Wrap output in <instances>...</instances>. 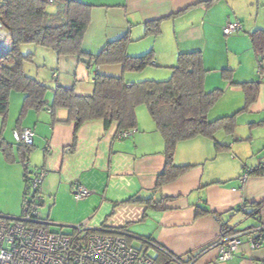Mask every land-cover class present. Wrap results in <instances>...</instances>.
I'll return each instance as SVG.
<instances>
[{
	"label": "crops",
	"instance_id": "crops-1",
	"mask_svg": "<svg viewBox=\"0 0 264 264\" xmlns=\"http://www.w3.org/2000/svg\"><path fill=\"white\" fill-rule=\"evenodd\" d=\"M81 1L91 6L82 42L85 53L97 55L108 43L128 36V56L152 52L153 64L141 73H123L120 66H89L76 56L58 57L49 49L37 47L33 55H43L39 67L44 68L38 78L49 87L60 85L74 89L79 96H89L97 72L123 76L131 85L165 77L159 70L174 67L179 54L201 52L208 71L204 89L223 91L209 113L210 120L231 116L244 107L242 88L232 82L258 83V96L248 111L237 116L234 135L220 131L214 140L196 137L180 142L174 162L191 168L154 194L157 178L166 164L164 140L142 110L137 111V132L130 137H117V123L106 130L102 122H90L79 129L75 149L70 152L75 124H53L49 110H29L20 121L25 96L12 92L7 119L0 115V188L2 198L14 205L6 216L20 214L26 190L25 166L28 171L44 169L47 176L40 208L49 207L46 215L41 209L39 215L48 222L44 226L48 230L52 226L72 228L87 222L96 230L125 228L178 257H192L201 251L194 264L264 262V238L255 250L245 240L238 253L227 261L219 260L218 248H206L223 235L264 225V207L258 212L251 206L264 202V176L257 174L264 169V63L263 73L257 70L258 60H264V55L257 56L251 42L255 32L264 31V16H251L253 0ZM152 21H160L158 35L147 33L146 24ZM234 21L241 22L242 32L225 36L223 28ZM6 45L10 47V43ZM224 70L233 72L232 81L224 80ZM56 117L65 120L67 112L60 110ZM24 128L34 132V144L27 156L13 137L15 130ZM74 184L84 186L90 196L76 200L71 192ZM153 196L167 199L163 211L128 202ZM199 209L208 213L198 217Z\"/></svg>",
	"mask_w": 264,
	"mask_h": 264
},
{
	"label": "trees",
	"instance_id": "trees-1",
	"mask_svg": "<svg viewBox=\"0 0 264 264\" xmlns=\"http://www.w3.org/2000/svg\"><path fill=\"white\" fill-rule=\"evenodd\" d=\"M50 1L2 0L0 3V24L8 33L10 40V47L2 57L0 65V115L7 119L12 92L24 94L19 120L21 121L29 110L37 113L49 110L53 124L74 123V142L69 149L73 152L77 133L84 124L102 122L107 130L113 123H117L118 133L136 129L137 108L145 105L164 140L166 157L165 168L157 178L154 194L191 168V166H178L174 162L176 148L180 142L196 137L214 140L215 135L220 131L234 135L237 116L241 112L248 111L256 101L258 83L232 82L234 86L242 88L245 95L244 107L231 116L210 120L209 113L222 97L223 91L215 89L208 92L204 89L208 71L204 68L201 52L179 54L177 64L170 68L172 76L165 81L146 80L128 85L123 76H108L97 72L94 77V90L89 96H79L74 89L60 85L51 88L26 75L24 65L31 62L34 55L22 54V46L34 45L47 48L58 57L76 56L88 62L89 66H120L123 73L143 72L153 64L154 56L152 52L139 57L128 56L127 47L130 43L128 36L108 43L97 55L85 53L82 50V42L89 26L91 6L81 0ZM159 24L160 21L147 23V33L158 35ZM251 42L254 53L257 56L264 55V31L255 32ZM232 77V71H223L224 80L232 81ZM60 110L67 112L65 120L57 119ZM19 144L23 148L24 156H27L32 146ZM216 146L219 147V144L216 143ZM23 164L25 165L26 161ZM24 169L26 181L28 169L26 166ZM257 174L264 176V169ZM128 202L144 205L154 211H163L167 199H155L154 196L148 199L136 197ZM251 206L259 212L264 207V202ZM207 213L199 209L197 216ZM228 234L230 233H226ZM179 259L182 263L189 264L193 258L179 257ZM156 260L158 264H175L166 254L158 250Z\"/></svg>",
	"mask_w": 264,
	"mask_h": 264
},
{
	"label": "built area",
	"instance_id": "built-area-1",
	"mask_svg": "<svg viewBox=\"0 0 264 264\" xmlns=\"http://www.w3.org/2000/svg\"><path fill=\"white\" fill-rule=\"evenodd\" d=\"M242 30L241 22L234 21L223 28V33L230 36ZM8 37V33L0 26V58L8 51ZM136 132V129L123 131L118 133L117 137L125 139ZM13 137L16 143H24L26 146L34 144V132L31 129L15 130ZM46 176L44 169L27 172L22 216L10 217L0 214V264H158L156 256L149 255V252H155L154 250L163 252L175 264H184L178 256L169 253L154 241L134 236L126 229L102 227L96 230L87 222L72 227L71 234H66L63 228L57 232L46 229L44 226L48 222L42 220L39 215L42 186ZM241 181H244V177ZM71 192L78 201L91 194L80 184H74ZM263 238L264 225H261L243 233L223 235L206 248H218L219 260L227 261L238 253L245 240L248 247L255 250L261 246ZM130 239L139 241L140 246L134 247ZM200 253L201 251L194 252L189 264H194Z\"/></svg>",
	"mask_w": 264,
	"mask_h": 264
},
{
	"label": "rangeland",
	"instance_id": "rangeland-1",
	"mask_svg": "<svg viewBox=\"0 0 264 264\" xmlns=\"http://www.w3.org/2000/svg\"><path fill=\"white\" fill-rule=\"evenodd\" d=\"M253 2H254V4H253V6H252V8L250 10L251 16H253L254 18H256L258 16V14H260L261 16H264V0H262L261 3H259V0H253ZM9 43H10V40H9V38H7L6 44H9ZM38 48L47 50V48H43V47H38ZM35 49H37V46H34V45H27L26 48L24 46H22L21 47V53L24 54V55H27V54H30V53L31 54H35L36 53ZM42 56H43L42 54H39V55L37 54V56L34 55V57L32 58V61L31 62H27L24 65V70H25L26 75H28V76H30L32 78H35L38 81H40V79L38 78V73L44 71V68L40 69V67H39L40 65H42V61H41L42 60V58H41ZM263 63H264V60L262 58H260L258 60V68L259 69L257 68L259 73H261V72L263 73V66H262ZM169 70H159L160 72H158V73H163L165 75V77L156 76V78H148V79H144V80L145 81L146 80H150V81H165V80H168L172 76V71L171 70L169 71ZM139 73H141V72H139ZM46 74L48 75V74H50V72H46ZM135 75H141V74H135ZM47 86H50V85L48 84ZM138 110H142L145 113V115L150 117V114H149V112L147 110V107L145 105L139 106L137 108V111ZM2 194H3V191L0 188V212L3 215H7L8 214V210H13L14 209V205L10 201H7L5 198H2ZM48 207H49V205L43 206L42 208H40L43 214L46 215L48 213ZM23 208H24V202L20 206V214L16 215V217L22 216ZM58 230H60V227L52 226L50 231L51 232H57ZM63 230H64V232L66 234H71L73 232V229L70 228V227H65V228H63ZM131 243H132V245L134 247H139L140 246V242L137 241V240H133V241H131ZM149 255L152 256V257H155L156 253L153 252V251H150Z\"/></svg>",
	"mask_w": 264,
	"mask_h": 264
},
{
	"label": "water",
	"instance_id": "water-1",
	"mask_svg": "<svg viewBox=\"0 0 264 264\" xmlns=\"http://www.w3.org/2000/svg\"><path fill=\"white\" fill-rule=\"evenodd\" d=\"M0 26H1V24H0ZM87 65H89V64H87Z\"/></svg>",
	"mask_w": 264,
	"mask_h": 264
}]
</instances>
